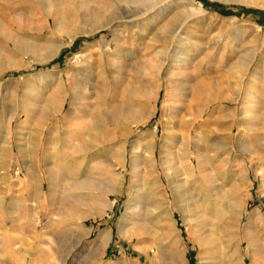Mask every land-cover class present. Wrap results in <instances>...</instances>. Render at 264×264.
Masks as SVG:
<instances>
[{
    "label": "rangeland",
    "instance_id": "374dc122",
    "mask_svg": "<svg viewBox=\"0 0 264 264\" xmlns=\"http://www.w3.org/2000/svg\"><path fill=\"white\" fill-rule=\"evenodd\" d=\"M260 243L264 0H0V264H264Z\"/></svg>",
    "mask_w": 264,
    "mask_h": 264
},
{
    "label": "bare ground",
    "instance_id": "6f19581e",
    "mask_svg": "<svg viewBox=\"0 0 264 264\" xmlns=\"http://www.w3.org/2000/svg\"><path fill=\"white\" fill-rule=\"evenodd\" d=\"M190 1V0H189ZM190 3V2H189ZM253 3H255V1H253ZM99 10V9H98ZM97 12V11H96ZM57 13H58V11H57ZM52 14H54L53 12H52ZM59 14V13H58ZM100 14V13H99ZM56 15V14H55ZM55 15H54V17H55ZM98 15V14H97ZM53 17V16H52ZM51 18V17H50ZM48 21H49V19L48 18H46ZM51 21L53 22V25L57 28V30H61V26L59 25V24H56V20H55V24H54V19H51ZM49 23V22H48ZM47 59V58H46ZM40 114V113H39ZM30 116V115H29ZM28 118V117H27ZM29 119H30V117H29ZM32 119L33 120H35V122L38 124V123H40V121H39V119H40V116L38 115V114H33L32 113ZM27 144H29L28 142H27ZM182 144L184 145V143L182 142ZM200 158V157H199ZM120 160V159H119ZM124 158L122 159V162H121V165L122 166H124ZM190 163H187V165H188V167L190 168V170H192V171H194L195 170V167H194V165H193V163H192V160L190 159V161H189ZM198 165H197V167L199 168V170H201V168H202V162H200V160H199V162L197 163ZM101 165V164H100ZM138 167H139V162H138V164L136 163L135 164V166H134V169L136 170V169H138ZM48 170V169H47ZM49 171V170H48ZM137 172V171H136ZM115 175V174H114ZM114 180V176H113V179H112V181ZM114 182V181H113ZM133 205H134V203H133ZM258 247H260L259 249H261L262 250V252H264V245H263V243H260V245L258 246ZM258 249V250H259ZM260 254H262V253H260ZM264 255V254H263ZM260 256H262V255H260ZM263 259V260H262ZM261 262L262 263H264V257H262L261 258Z\"/></svg>",
    "mask_w": 264,
    "mask_h": 264
},
{
    "label": "crops",
    "instance_id": "0c3cea01",
    "mask_svg": "<svg viewBox=\"0 0 264 264\" xmlns=\"http://www.w3.org/2000/svg\"><path fill=\"white\" fill-rule=\"evenodd\" d=\"M37 198L40 197V194L35 195ZM39 218V217H38ZM40 219V218H39Z\"/></svg>",
    "mask_w": 264,
    "mask_h": 264
}]
</instances>
